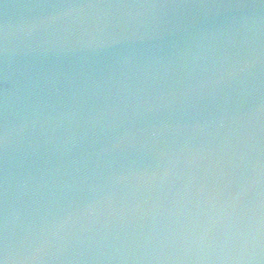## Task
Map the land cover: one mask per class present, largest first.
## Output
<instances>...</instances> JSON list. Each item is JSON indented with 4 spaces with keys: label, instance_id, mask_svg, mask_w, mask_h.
Listing matches in <instances>:
<instances>
[{
    "label": "water",
    "instance_id": "95a60500",
    "mask_svg": "<svg viewBox=\"0 0 264 264\" xmlns=\"http://www.w3.org/2000/svg\"><path fill=\"white\" fill-rule=\"evenodd\" d=\"M3 264H264V0H0Z\"/></svg>",
    "mask_w": 264,
    "mask_h": 264
},
{
    "label": "snow or ice",
    "instance_id": "6c2138e0",
    "mask_svg": "<svg viewBox=\"0 0 264 264\" xmlns=\"http://www.w3.org/2000/svg\"><path fill=\"white\" fill-rule=\"evenodd\" d=\"M0 264H3V261L2 260H0Z\"/></svg>",
    "mask_w": 264,
    "mask_h": 264
}]
</instances>
